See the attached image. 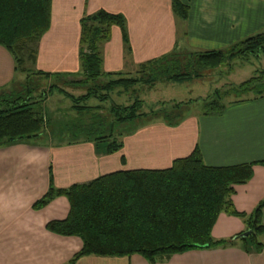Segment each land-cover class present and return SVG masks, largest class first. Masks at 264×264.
<instances>
[{
	"label": "trees",
	"instance_id": "1",
	"mask_svg": "<svg viewBox=\"0 0 264 264\" xmlns=\"http://www.w3.org/2000/svg\"><path fill=\"white\" fill-rule=\"evenodd\" d=\"M52 3L53 0H0V46L14 57L18 74L27 72L26 63L31 62L33 67L36 64L40 41L51 28ZM172 4L176 15L186 21L189 7L182 0H172ZM114 27L121 29L124 44L129 49L127 22L123 16L101 10L82 18L77 76L51 75L29 68L28 77L74 78L66 84L88 87L85 95L76 98L61 87L51 85L33 101L31 93L24 96L16 83L0 91V147L29 141L50 142L52 138L57 145L92 141L107 154H114L123 148V141L115 137L116 124L122 126L151 118V122L162 121L174 126L185 118L178 109L193 101L173 103V106L162 102L160 109L154 107L147 113L142 111L144 102L141 100L129 106L112 103V123H108L101 110L97 111L99 107L82 103L92 98L107 101L113 89H128L137 83L199 80L206 72L221 66L231 69L236 59L248 61L251 56L264 55V32H261L229 50L180 52L175 49L140 65L138 72L143 76L139 80L129 79L121 74H106L102 69L100 47L111 40ZM258 74L238 85L216 89L203 100V115L219 116L231 105L264 98V72ZM98 90L104 94L99 96ZM55 92L70 100L69 112L73 114L69 118H47L42 106L47 93ZM71 124L74 128H69ZM259 164L264 166V162ZM256 165L209 167L196 148L190 156L175 160L164 170L121 171L68 189H57L51 182L47 194L34 208L41 210L57 197L69 201V216L46 226L54 234L82 240V250L69 264L87 256L130 257L135 254L156 264L192 250L226 249L237 240L245 243L247 253H260L264 249V201L252 214L238 212L233 203L236 186L252 180ZM222 213L241 219L252 234L247 238H242L241 234L229 241L215 240L213 228Z\"/></svg>",
	"mask_w": 264,
	"mask_h": 264
},
{
	"label": "crops",
	"instance_id": "2",
	"mask_svg": "<svg viewBox=\"0 0 264 264\" xmlns=\"http://www.w3.org/2000/svg\"><path fill=\"white\" fill-rule=\"evenodd\" d=\"M189 7L186 21L172 0H53L51 28L42 38L34 65L37 71L63 76L80 73L81 20L98 11L126 19L129 49L122 31L100 47L106 74L130 75L140 65L178 50H228L264 32V0H182ZM12 54L0 46V91L18 79ZM53 79V77L51 78ZM179 124L146 123L123 138V148L107 154L95 142L57 145L29 141L0 147V264H69L83 248L78 237L47 230L51 221L70 213L67 198L57 197L38 210L35 204L57 189L86 184L121 171L164 170L199 148L209 167L256 163L252 180L236 186L233 203L252 214L264 201V98L229 106L222 115H184ZM123 158L125 161L123 162ZM264 222V208H263ZM247 231L245 223L222 213L215 240H232ZM237 240L226 249L192 250L156 264H264V249L247 253ZM75 264H150L141 255L87 256Z\"/></svg>",
	"mask_w": 264,
	"mask_h": 264
},
{
	"label": "rangeland",
	"instance_id": "3",
	"mask_svg": "<svg viewBox=\"0 0 264 264\" xmlns=\"http://www.w3.org/2000/svg\"><path fill=\"white\" fill-rule=\"evenodd\" d=\"M229 50V49H228ZM27 72H21L18 74V79L15 83L18 85V90L24 96L30 92L31 96L36 101L42 93L48 91L51 85H57L64 89L67 93L75 96L76 98L83 96L87 93L88 87H76L66 84V81H73L74 78H60V79H46L39 78L37 76L31 75L28 77L29 68L35 69L31 62L26 63ZM264 72V55L251 56L248 61H242L236 59L232 68L229 69L227 66H221L217 70L206 72L205 75L199 80L188 81L185 83H168L166 81H157L150 85L149 83H137L131 88L125 89L123 87H118L113 89L109 94L110 98L107 101L100 102L96 98L82 103L84 106L88 107H99L102 115L108 123H112L114 118L111 116L110 108L112 103H116L120 106H129L137 100L144 102L143 112L147 113L151 108H159V104L162 102H168L171 106L175 105L173 103H187L193 101V104L178 109L179 113L185 115L203 113L204 102L203 100L208 98L216 89L224 88L226 85H238L244 81L249 80L254 76H258L259 72ZM129 79L139 80L143 73L134 72L130 75H125ZM106 81H103L104 83ZM10 88V87H9ZM8 88V89H9ZM10 91V90H9ZM18 92V91H17ZM97 94L100 96L104 94V91L98 90ZM47 98L42 107H44V112L47 118L61 119L64 120L69 118L73 113L69 112L71 107V102L64 95L55 92L49 95L47 93ZM178 113V112H177ZM151 118L137 120L133 123L119 126L116 124L115 127V137L119 141H123V138L135 129L140 128L146 123H150ZM154 121V120H152ZM67 125L69 128H74L73 124ZM48 129L47 133L51 132ZM108 133V132H107ZM121 134V135H120Z\"/></svg>",
	"mask_w": 264,
	"mask_h": 264
},
{
	"label": "water",
	"instance_id": "4",
	"mask_svg": "<svg viewBox=\"0 0 264 264\" xmlns=\"http://www.w3.org/2000/svg\"><path fill=\"white\" fill-rule=\"evenodd\" d=\"M252 234V231H247L245 233L242 234V238H247Z\"/></svg>",
	"mask_w": 264,
	"mask_h": 264
}]
</instances>
